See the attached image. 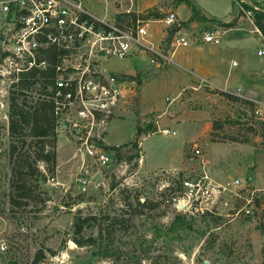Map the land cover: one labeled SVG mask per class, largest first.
<instances>
[{"label": "rangeland", "instance_id": "1", "mask_svg": "<svg viewBox=\"0 0 264 264\" xmlns=\"http://www.w3.org/2000/svg\"><path fill=\"white\" fill-rule=\"evenodd\" d=\"M84 1L86 9L100 17L105 15V19H111L115 15L111 0L106 4L104 0ZM178 1L135 0L133 9L142 11L144 16H156L160 9L175 8ZM244 1L247 6L256 5L264 10V0ZM190 2L202 14L219 18L228 16L231 5L230 0ZM187 12V9H181L179 17L184 18ZM230 14L234 18L233 26L241 31H230L224 36L227 28L210 21L203 22L193 30L200 34L221 31L219 44H201L197 52L202 60L207 58L219 64L222 77L231 59L239 62L233 67V74L240 71L243 64L254 67L249 70L250 73L244 69L236 75L237 81H240L241 89L237 95L240 100L229 99L219 89H209L201 82L203 78L182 68H174L173 64L156 65L147 58L143 61L128 59L102 63L105 73H123L137 86V95L128 107L129 112L118 118L125 120L108 126V142H130L135 124L139 123L142 127L153 124L156 132L142 140L146 164L161 168L180 165L177 171L182 172L180 178L176 177V171L160 168L147 170L145 166L142 167L141 135L136 141V148L132 144L119 150L121 160L117 163L115 152L104 149L112 158L113 171H101L99 182L94 183L93 180L86 191H82L79 179L83 177L81 163L84 158L77 152L70 134L61 130L56 132L54 143V171L51 173L45 163L39 162L38 168L45 181L37 184L34 176L29 177L27 192L31 197L28 203L11 206L7 148L10 143L8 105L13 91L5 92L0 85V245L6 248L4 252L0 251V264H34L36 255H40V259L35 264H148L149 259L143 260L144 246L150 249L151 257L163 256L161 264H262L264 121L258 118L254 110L261 108L264 113V106L259 104H264V73L257 71L264 58L256 54L263 42L259 34L249 32L253 26L236 12L235 5ZM186 24L191 32L192 27ZM154 27L156 31L159 25ZM214 45L217 46L215 52L207 49V46ZM233 46L236 49L231 51ZM210 67H214V64ZM251 76L255 79L249 82L247 78ZM248 89H253L254 93H249ZM24 95L28 100L39 94L31 92ZM13 96L20 102L22 96L15 90ZM163 129L168 133H161ZM181 138H184V142L180 145ZM195 149L200 151V155L193 152ZM134 154H138V157L130 160L129 157ZM85 160L90 165L89 158L85 157ZM90 169L97 171L94 165ZM246 176L252 178L249 188L232 186L233 180L241 181ZM183 179H188L194 186L199 181L201 188L210 181L212 183L206 192L204 188L199 191L193 187L191 200L182 199L184 193L180 189L171 194L163 192L164 187L172 181L175 186ZM111 181L117 183L116 190H109ZM125 187L133 189L126 194L131 198L137 196L140 202L145 199L160 201L156 213L163 211V216L156 217L153 211L146 208L136 209L141 210L143 215L133 221L135 228L126 234L116 231L112 246L120 251L119 258L98 259L92 255L91 249L79 247L70 239L73 218L78 210L83 214H117L124 196L119 189ZM251 191L254 193L251 194ZM161 193L165 194L162 196ZM173 196L179 201L170 200ZM176 213L186 214L194 233L177 241L155 239L154 231L164 230ZM151 240L154 243L151 244Z\"/></svg>", "mask_w": 264, "mask_h": 264}, {"label": "built area", "instance_id": "2", "mask_svg": "<svg viewBox=\"0 0 264 264\" xmlns=\"http://www.w3.org/2000/svg\"><path fill=\"white\" fill-rule=\"evenodd\" d=\"M104 1L106 4L109 0ZM111 1L118 11L111 19L96 17L86 9L84 0L0 1V85L5 92H34L39 94L36 98L53 102L55 132L67 131L84 158L83 177L79 179L82 191H86L97 174L105 173L113 165L103 148L108 126L129 111L137 95L133 80L123 73H105L102 63L147 58L156 65L174 64L178 49L199 43L219 44L221 40L220 30L189 32L172 8L158 10L157 16H144L142 11L133 9L135 0ZM232 2L236 12L253 26L249 32L261 36L254 25V13L260 11L258 6L246 8L244 0ZM155 25H159L156 31ZM256 54L264 58V40ZM45 72L50 73L48 81L39 77ZM22 82L27 83L23 88ZM201 82L215 89L207 80ZM219 91L237 96L240 89ZM254 113L264 121L261 108H256ZM160 132L168 133L165 129ZM193 152L200 155L197 149ZM93 165L97 171L90 169ZM251 181V176H246L231 184L234 188H249ZM200 183L194 186L188 179L179 181L184 193L182 199H192L193 187L199 191L204 188L206 192L212 182L202 188ZM5 249L0 245L1 252Z\"/></svg>", "mask_w": 264, "mask_h": 264}, {"label": "trees", "instance_id": "3", "mask_svg": "<svg viewBox=\"0 0 264 264\" xmlns=\"http://www.w3.org/2000/svg\"><path fill=\"white\" fill-rule=\"evenodd\" d=\"M178 4H184L191 10V15L186 23H206L210 21L219 23L226 28L234 27L233 21L222 24L207 18L190 2V0H179ZM232 6L234 9V4H232ZM245 7L249 8L247 5H245ZM254 25L259 30L264 40V10L254 13ZM30 77L35 78L34 75ZM39 77L47 80L46 78L50 77V73H42ZM26 85V82L21 83L22 88ZM16 93L22 96L20 102L13 96V91L11 92L8 105V132L10 143L7 148V158L10 162L9 204L11 206L26 205L28 203L31 197L27 192L29 190V177L34 176L37 184L45 181V176L39 170L38 163H45L47 165V170L52 173L55 168L56 159L54 150L56 119L54 116L55 108L53 102L50 99H40V97L36 99L28 98L27 100L23 92L16 91ZM221 94L231 100H240L239 97L227 92L221 91ZM260 124L263 123L260 122ZM249 129L255 130L253 127H249ZM154 132H156V129L153 124H147L142 127L137 123L135 134L130 142L119 146L103 145V148L115 152V162L117 163L121 160L119 150L122 147L133 144L132 146L136 148V141L141 135H148ZM262 133L264 134V131ZM135 157H138V154L130 156L129 159L131 160ZM181 176L182 172H177L176 177L180 178ZM173 183L175 182L172 181L167 187H164L163 192L171 194L173 191L175 192L180 189V192L183 193L179 182L178 185L176 184L175 186ZM174 187L177 188L175 189ZM116 188L117 183L111 181L109 190L113 191L116 190ZM131 190L133 189L127 187L119 189L120 193L124 196L121 198V206L117 214L111 215L105 212H100L99 214L88 212L83 214L81 210H78L72 221V236L70 239L79 247L91 249L92 255L98 259H118L121 253L112 246L116 231L126 234L130 229L135 228L133 221L138 216L143 215L141 210L136 211V209L146 208L153 211L156 217L163 216V211L156 213L161 205L160 201L145 199L140 202L137 196H133L132 200V198L126 194ZM164 194L165 193H161L160 195L163 196ZM170 200H177V198L173 196ZM133 202L135 203V207H133ZM86 231H89V233H86ZM190 233H194V230L186 214L176 213L171 222H169L167 226H164V230L156 229L154 231L153 237L155 239L162 238L165 241H177L188 237ZM201 235L202 234H200V236ZM143 242L147 243L146 240ZM150 243H154V240H151ZM142 251L144 254L143 260L149 259L148 264H161L163 256L155 255L151 257V251L147 246H144ZM39 259L40 255H36L34 264L37 263ZM262 264H264V254Z\"/></svg>", "mask_w": 264, "mask_h": 264}, {"label": "crops", "instance_id": "4", "mask_svg": "<svg viewBox=\"0 0 264 264\" xmlns=\"http://www.w3.org/2000/svg\"><path fill=\"white\" fill-rule=\"evenodd\" d=\"M230 1H231V5H230L229 14L231 12H233V6H232L233 2H232V0H230ZM112 8H113V5H112L111 9ZM172 9L175 12V14L177 15L178 19L181 20L184 23V25H185L187 20H188V18L191 15V13L189 12V9L186 8V5L178 4L175 8H172ZM181 9H187V11H188L184 18H180L179 17V11ZM113 11H114L115 14L118 13V11L115 10L114 8H113ZM203 12H205V11H203ZM92 14H94V13H92ZM203 14H204V16L206 15L207 18L215 20V21H218V22H220L222 24L230 23V22L233 21L232 19H234L232 14H230V15L228 14V16L226 18H219V17L213 16V15H210V14H205V13H203ZM94 15L96 17H98V18L105 19V15L103 17H100V16H98L96 14H94ZM189 25H190V27H192L191 28L192 30L190 29L191 32H198V31L193 30V28L197 27L198 25H202V23H200V22H191V23H188V26ZM185 26L187 27V24ZM230 31H235L236 32V31H241V30L239 28H237V26L233 27V28H227L224 31V36L227 35ZM259 37L261 38V40L263 42V38L261 36H259ZM201 44H204V43H199L198 45H195V46L192 45L193 47L189 46V47L184 48V49L182 48L183 50H181V49L177 50L176 53L174 54V58H173L174 64L172 66H174V68L175 67H177L179 69L182 68L183 70H186L188 72L193 73V75L196 74L195 76L207 80L216 89H219V90H224V89L225 90H233V89H238V88L241 89L239 87L240 86V81H237V78H236L237 73L238 72H240V73L243 72L242 70H244V69L248 70V71L250 69L253 70L254 67L251 68L248 65H244L243 64L242 69L240 71H238L237 73L233 74L232 69H233V67H236L239 62L235 61L234 59H231L229 61V64H228L226 74H225L224 77H222L221 76V72H220V67H219L220 65L219 64H218L219 65L218 66L216 63L212 62L213 60L211 61V59L207 60V58H205L204 60H202L199 57L197 49H198V46L201 45ZM207 49L210 50V51H214L215 52L216 49H217V46L216 47H215V45L213 47L207 46ZM227 49H230V48H227ZM234 49H236V48L233 46V48H231V51L234 50ZM180 50H181V53H179ZM232 62L235 63L234 66L231 65ZM213 64H214V67L211 68L210 66L213 65ZM136 65H139V64H136ZM257 71L264 72V62H263V64H261L260 68L257 69ZM249 73H250V71H249ZM251 74H252V72H251ZM247 79L249 80V82H251V80L255 79V77L251 76V77H248ZM234 87H236V88H234ZM248 92L249 93H254L253 89H248ZM249 97H251V96H249ZM128 112H126V113H128ZM131 115L134 118V115L133 114H131ZM123 116H124V114H123ZM123 120H125V119L124 118H122V119H114L110 123L109 126H111L115 122H119V121H123ZM135 130H136V124H135V127H134V134H135ZM145 136H148V135H142L141 143H140L141 144V153H142L141 158H142V161H143L142 162V167L145 166V169H147V170H157L156 168H160V169H169L170 171H176V172L179 171L180 170V165H178V166L177 165H171L170 167L161 168L160 166H152L151 167V165H147L146 164V160L144 158V153L142 151V140H144L146 138ZM107 138H108V130H107V134H106L105 140H104V143L106 142L107 144L105 143L104 145H107V146H119V145H122V144L125 143V142L124 143H110V142H108ZM180 140H181L180 141V145H181V143L183 144V142H184V138H181ZM180 164H181V161H180ZM209 179L212 180L211 177H209ZM213 181L215 182L214 179H213ZM215 183H218V182H215Z\"/></svg>", "mask_w": 264, "mask_h": 264}, {"label": "water", "instance_id": "5", "mask_svg": "<svg viewBox=\"0 0 264 264\" xmlns=\"http://www.w3.org/2000/svg\"><path fill=\"white\" fill-rule=\"evenodd\" d=\"M113 169H114V167L111 166V167H109V168L105 171V173L111 172V171H113ZM100 177H101V176H100L99 174H97V175L95 176L94 183H98ZM180 207H181V205H180ZM204 264H206V263H204Z\"/></svg>", "mask_w": 264, "mask_h": 264}]
</instances>
